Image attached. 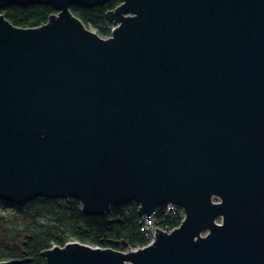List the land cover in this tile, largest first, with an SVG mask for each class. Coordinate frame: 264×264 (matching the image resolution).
Returning a JSON list of instances; mask_svg holds the SVG:
<instances>
[{
	"label": "water",
	"instance_id": "water-1",
	"mask_svg": "<svg viewBox=\"0 0 264 264\" xmlns=\"http://www.w3.org/2000/svg\"><path fill=\"white\" fill-rule=\"evenodd\" d=\"M111 1L107 38L71 9ZM32 5L55 12L2 13ZM40 197L184 211L146 246L74 241L46 264H264V0H0V200Z\"/></svg>",
	"mask_w": 264,
	"mask_h": 264
},
{
	"label": "trees",
	"instance_id": "trees-1",
	"mask_svg": "<svg viewBox=\"0 0 264 264\" xmlns=\"http://www.w3.org/2000/svg\"><path fill=\"white\" fill-rule=\"evenodd\" d=\"M118 1H111L94 9L73 6V13L101 37L111 35L112 24L106 17ZM54 9L45 5L11 6L2 13L17 27L31 28L45 24ZM139 205L130 203L111 208L106 215L90 216L81 211L76 199L37 198L23 207H11L0 200V262L30 260L25 264H46L41 253L53 246H65L78 241L98 247L122 250L148 245L150 237L144 231L145 216L139 214ZM184 211L167 206L157 208L154 222L167 229L178 227ZM126 242L118 246L116 242Z\"/></svg>",
	"mask_w": 264,
	"mask_h": 264
},
{
	"label": "built area",
	"instance_id": "built-area-1",
	"mask_svg": "<svg viewBox=\"0 0 264 264\" xmlns=\"http://www.w3.org/2000/svg\"><path fill=\"white\" fill-rule=\"evenodd\" d=\"M115 26H111V31L114 29ZM168 208H170V206H167ZM172 207V206H171ZM175 207H172V209L170 211H172ZM156 227L157 228H161L163 230H166L167 228H162V227H159L155 224L154 222V215L149 217V222H148V218L145 216V220H144V231L148 234V236L150 237V242L151 243L154 239V235H155V232H156ZM150 228V229H149ZM171 230V229H170ZM71 242H74V241H71ZM78 242V241H76ZM148 243V244H149ZM91 246H94V245H91ZM94 247H98V246H94Z\"/></svg>",
	"mask_w": 264,
	"mask_h": 264
}]
</instances>
